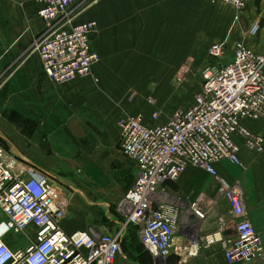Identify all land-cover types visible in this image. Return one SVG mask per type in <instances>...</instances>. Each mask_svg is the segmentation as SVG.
<instances>
[{
    "label": "built area",
    "instance_id": "obj_1",
    "mask_svg": "<svg viewBox=\"0 0 264 264\" xmlns=\"http://www.w3.org/2000/svg\"><path fill=\"white\" fill-rule=\"evenodd\" d=\"M38 5V17L46 24L33 43V54L42 62L45 75L56 85H67L92 75L101 61L93 50L91 36L95 21L78 22L77 0H31ZM255 0H212L232 5L241 13ZM260 26L250 31L256 35ZM212 60L226 56V43L209 50ZM203 84L194 103L161 123L154 113L149 122L142 115L126 116L118 125L119 151L138 168L133 185L115 205L123 220L121 233L101 234L90 227L68 235L61 221L68 214V198L52 179L37 177L25 161L17 160L0 145V264H116L126 258L122 249L125 226L139 228L141 243L154 259L168 260L185 236L206 221L217 201L207 197L186 203L167 202L164 186L176 183L194 166L219 183L234 218L236 237L226 239L227 221L218 218L215 232L203 236L205 247L220 244L229 264L260 262L264 245L250 219L244 191L239 183L220 178L215 165L228 161L244 167L241 151L264 153V134H256L245 122H264V56L238 43L226 64L204 69ZM35 230V240L23 251L6 243L10 234Z\"/></svg>",
    "mask_w": 264,
    "mask_h": 264
},
{
    "label": "crops",
    "instance_id": "obj_2",
    "mask_svg": "<svg viewBox=\"0 0 264 264\" xmlns=\"http://www.w3.org/2000/svg\"><path fill=\"white\" fill-rule=\"evenodd\" d=\"M140 1L144 4L138 8L139 25L132 31L145 34L141 40L147 43L146 48H160L163 31L170 33L168 40L175 44L178 33L184 32L185 47L193 57L195 49L203 50L202 55L199 52L196 57L205 56L204 49L210 50L222 42L229 48L242 43L264 56V0L253 1L241 13L239 21H235L236 13L227 18L215 9L202 12V19L196 20V25L194 0H185L186 17L181 22L178 21V1L184 0ZM2 2L0 0V78L7 75L0 86V145L17 160L25 161L37 177L52 179L64 191L68 198V214L61 221V227L66 234L86 231L90 227L101 234L121 233L124 222L116 214L115 205L133 185L138 168L118 148V125L124 117L115 108L121 99L115 95L119 91L115 92L112 83L107 82L114 74L106 80L102 78L105 88L100 91L87 79H77L67 85L54 84L45 75L37 55L19 61L32 42L21 40V37H16L12 44L3 41L8 31H18L15 27L17 16L26 22L31 13L23 7L19 12L18 3L25 7L26 3L13 0L11 6L17 16L12 20L11 10L3 8ZM95 16L101 19L97 10ZM166 17L172 19L171 22L166 21ZM256 24L260 30L253 36L250 31ZM13 26L15 29H11ZM195 32L200 34L195 37ZM137 39L132 37L134 42ZM183 40L181 37L179 42ZM232 56L233 53L228 58ZM245 124L254 133L264 134V122L247 120ZM84 139L87 140L85 144ZM250 153L241 151L244 167L224 161L217 163L215 168L222 180L242 186L250 219L264 245V153L258 157ZM218 183L202 170L190 166L176 183L166 184L164 199L167 202L184 200L189 203L204 196L217 201V210L206 221H196L195 229L187 235L177 236V246L185 249L174 251L166 261L154 259L145 251L138 227L125 226L122 249L127 257L120 258L116 264H229L222 245L205 247L203 243L204 235L217 230L219 216L228 223L226 239L236 237L235 220L227 201L218 196ZM4 219L0 210V222ZM35 234L32 228L25 234H10L5 241L13 251H23L35 240ZM239 264H264V258L260 262Z\"/></svg>",
    "mask_w": 264,
    "mask_h": 264
},
{
    "label": "rangeland",
    "instance_id": "obj_3",
    "mask_svg": "<svg viewBox=\"0 0 264 264\" xmlns=\"http://www.w3.org/2000/svg\"><path fill=\"white\" fill-rule=\"evenodd\" d=\"M21 1L26 3V7L18 3L19 12L20 7H23L31 13V18L26 22L21 21L20 16H17L13 11L11 6L14 3L13 0H3L2 2L3 8L7 7L11 10L12 20L17 16V26L15 27L18 30V35L17 32L9 33L8 31L7 34H4L3 41L12 44L16 37H21V40L32 42V46L20 57L19 61L33 54V43L46 28V24L38 17L37 4L31 0ZM194 2L195 25L196 20L202 19V12L206 13L210 10L218 9L227 18L234 13L236 16L238 15L237 10L230 4L218 2L216 5L212 3V0H194ZM143 4L144 2L140 0H77L73 11L80 13L76 20L97 23V30L91 36V43L94 51H100L101 57V61L95 66L92 75L82 79L92 81L100 91L105 88L101 84L102 78L106 80L107 76L114 74L107 82L112 83L111 86L115 92L119 91L115 95L121 99L115 104V108L123 113V117L142 115L145 121L149 122L152 115L158 113L160 114L159 122L166 123L180 110L188 109L194 103L203 84L204 69L209 65L226 64L231 60L228 56L232 55L236 46L229 48L226 44V56L217 62L208 55L209 49H204L205 56L201 57L196 56L199 52L202 55L203 50L195 49L194 51L197 52L193 57L189 49L185 47L184 32L181 33L182 35L178 33L175 44L168 40V37L171 36L170 33L163 31L161 33L162 46L146 48L147 43L141 40V36H145V34L132 31L136 30L139 25L138 8ZM178 4V21H185L186 1H178ZM96 10L101 14V19H97L95 16ZM8 15L10 16L9 12ZM171 20L166 17V21L171 22ZM128 23L129 26H127ZM13 28L14 26L11 27V29ZM164 29L165 26H163ZM198 34L200 32H195L194 36L197 37ZM132 37L138 38L136 42L132 40ZM181 37L183 43L179 42ZM151 52L153 54L149 55ZM5 75L7 73L0 78V86L4 84ZM253 122L260 123L261 121ZM84 140V144L87 143V140ZM243 150L249 151L250 154L257 157L262 154L246 148ZM117 197L118 194L115 195L116 199Z\"/></svg>",
    "mask_w": 264,
    "mask_h": 264
}]
</instances>
